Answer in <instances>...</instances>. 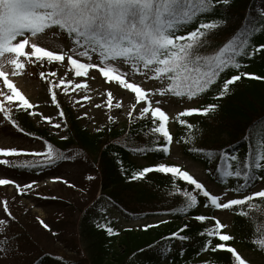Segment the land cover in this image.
<instances>
[{"label":"snow or ice","instance_id":"1","mask_svg":"<svg viewBox=\"0 0 264 264\" xmlns=\"http://www.w3.org/2000/svg\"><path fill=\"white\" fill-rule=\"evenodd\" d=\"M232 2L233 0H0V60L6 61L16 69H23L25 62L21 58L31 63H43L45 60L51 63L63 62L67 57L77 78L88 77L89 70L98 69L107 82H115L134 94L136 102L131 105V110L127 113L128 117L132 118L137 105L143 102L146 106L139 108V118H146L150 115L153 124L150 132L159 134L163 138V143L156 142L155 148L134 147L131 150L139 154L159 151L167 157L173 143V135L167 127L168 114L158 106L161 104L160 100H156L157 106L153 107L149 96L152 90L145 89L139 83L130 80L128 73L122 71L119 64L122 62L130 66L133 72L145 76L149 71L153 72L162 81L166 80V87L156 89L161 96L171 94L175 97H186L188 100L197 98L209 90L226 70L230 68L239 70L244 66L239 58L254 56L264 51V44L252 43L253 33L259 34L264 31V9L258 8L256 9L258 24L250 21L248 27L240 31L239 35L233 34L222 46H218V50L212 54H202L203 50L210 46V41L207 39L210 34L227 26L226 12ZM217 9H221L220 14L213 15ZM248 15L250 16L251 13ZM191 25L195 26L186 31ZM53 28L66 33L70 38V46L67 49L52 51L32 39ZM26 47L30 50L26 51ZM17 74L15 71L12 73V75ZM40 75L45 77L44 72ZM50 75L55 77L56 72L53 71ZM242 75L264 80V77L248 72L232 75L223 81L216 99L225 96L229 92L230 85L239 81ZM0 77H3V85H5L4 89H0V96L5 97L8 102L21 101L22 104L16 105L18 108L31 109L33 107L29 99L9 78L8 73L0 70ZM65 84L72 85L73 80L60 78L59 83L54 84L53 87L58 89ZM86 87L85 81L76 84L74 90ZM63 90L67 92L68 88L65 87ZM51 98L53 102H57L56 91H51ZM83 99L90 98L84 96ZM106 104L109 108L113 105V93L110 90L107 92ZM96 106L100 107V105ZM121 106L120 103L115 105L116 108ZM217 107V104L209 103L200 107L185 108L177 113L178 122L192 129L194 125L183 117L194 114L207 116ZM0 111L5 117L11 119V112L5 110L3 100H0ZM59 115L64 117L65 113L61 110ZM84 115L86 116L87 113ZM43 119L49 123L52 122L51 117L45 116ZM261 122H264V118H261ZM12 123L15 125L16 122L12 120ZM54 127L60 128L61 125L57 123ZM19 130L24 131L23 128ZM257 135L264 136V126L260 128ZM192 139L193 134L190 132L188 140ZM243 139L248 142V150L244 158L234 151L225 149H195L203 153L209 161L217 162L216 170L226 178L222 183L226 184L229 178L236 181V186L231 191L238 194L237 198H224L222 195L213 194L203 182L178 164L169 165L161 162L145 166L134 171L130 178L143 179L151 172L170 174L173 178L186 182L195 190V192L184 191L183 193L186 198L184 205L186 210L198 204V194L202 193L207 201L204 207L211 206L228 210L239 206L241 214L247 216L248 212L243 211L245 205L251 209L254 208L253 201L257 199L264 201V188L252 190L258 181L264 182V175L259 174L264 171V139L254 138L251 126ZM27 155L37 158L36 161L26 159L22 163H13L8 158H2L0 165L30 167L34 163L46 165L70 158L63 152L56 151L51 143L47 144L45 151L0 147V157ZM53 179L62 180L63 178L53 177ZM88 179H93V177H88ZM63 182L68 183L67 180ZM9 184L14 185L17 191L26 193L32 189L35 181L31 184L20 185L15 180L0 178V186ZM3 211L6 218L12 217L7 200L3 202ZM195 219L199 222L209 219L214 221L211 228H205L200 233L201 236L208 237L203 250L211 247L212 238L215 237L220 243L211 247V251L227 250L231 253L235 264H250L235 247L226 243L233 237L221 232L226 225L218 218L200 214L195 216ZM166 222L159 221L157 225L144 224L143 228L147 230ZM4 223L6 219H0V224ZM40 223L45 229L48 228L42 220ZM97 227L104 229L109 235L117 234L107 222L98 223ZM187 227L188 225H184L183 228L171 232L164 239L166 241L189 239L190 237L182 235ZM0 235H2V230H0ZM3 239L11 240L7 236H3ZM256 243L264 250V238ZM7 251V248L0 249V254L6 256ZM164 251L167 252L168 247H165Z\"/></svg>","mask_w":264,"mask_h":264},{"label":"trees","instance_id":"2","mask_svg":"<svg viewBox=\"0 0 264 264\" xmlns=\"http://www.w3.org/2000/svg\"><path fill=\"white\" fill-rule=\"evenodd\" d=\"M256 9H258L256 0H233L226 12L227 26L210 34L207 38L210 46L206 47L202 54H212L218 50V46H222L233 34L239 35L240 31L248 27L250 21L258 24ZM220 12L221 9H217L213 15H219ZM194 26L191 25L186 31ZM53 29L70 40L66 33L57 28ZM252 43L264 44V31L259 34L253 33ZM239 59L244 66L239 70L231 68L226 70L209 90L194 98L197 101L196 107L209 103H215L218 107L207 116L194 114L183 117L194 125L192 129L180 125L176 119L173 122L174 132L170 131L174 140L176 137L184 155L204 168L209 181L217 188L233 194L236 193L231 189L236 186V181L229 178L226 184L222 183L226 178L216 170L217 162L209 161L203 153L195 149H225L234 151L244 158L248 150V142L243 138L248 134L250 126L254 138L264 139V136L257 135L264 126V122H261V118H264V80L242 75L239 81L230 85L229 92L225 96L216 99L223 81L232 75L248 72L264 77V51ZM42 66L47 69L46 64ZM50 87L54 88L52 84ZM61 110L65 113L64 117L60 116V120L66 139L59 142L50 141L64 149L72 147L85 151L94 163H98L101 175L100 193L97 199L82 212L79 222V244L85 258L71 260L42 252L31 261V264H205V262L235 264L231 253L227 250L211 251V247L220 243L218 238L213 237L211 247L203 250L208 237L201 236L200 233L205 228H211L214 223L211 219L199 222L195 216L203 214L212 217L218 209L211 206L204 207L207 201L202 193L198 194V204L186 210L184 207L186 198L183 193L195 192L186 182L173 178L170 174L159 172L148 173L139 180L130 178L134 171L145 166L161 162L174 164L168 162L169 155L165 157L159 151L139 154L131 150L134 147L151 149L155 148L156 142L163 143V138L159 134L150 132L153 127L150 115L146 118H139L138 115L128 126L120 129L108 124L104 129L90 133L70 109L59 104L58 111ZM28 113L29 109L17 107L11 115V123L14 120L18 129L23 128L24 133L35 138L52 139L45 129L33 126ZM167 127L170 130L169 122ZM190 132L193 134L192 140H188ZM122 135L124 137L120 141H113ZM259 174L264 175V171ZM253 204L254 208L251 209L247 205L244 206L243 211L248 212L247 216L241 214L239 206L229 209L230 228L229 230L224 228L221 232L233 237L226 242L228 245L236 249L248 250L264 260V250L256 243L264 238V201L257 199ZM158 216H165L164 221L167 222L159 223V226L147 230H144V224H141L140 229L122 227L119 224L121 220L148 223L151 218ZM105 222L109 223L117 234L109 235L104 229L97 227L98 223ZM184 225L188 227L184 229L182 235L190 237L189 239L184 241L164 239ZM165 247H168L167 252L164 251ZM77 248L79 249L78 246Z\"/></svg>","mask_w":264,"mask_h":264},{"label":"rangeland","instance_id":"3","mask_svg":"<svg viewBox=\"0 0 264 264\" xmlns=\"http://www.w3.org/2000/svg\"><path fill=\"white\" fill-rule=\"evenodd\" d=\"M257 8L264 9V0H256ZM42 47L52 51H61L70 46L69 39L59 34L54 29L46 30L44 34L32 38ZM30 50L26 47V51ZM23 69H16L6 61L0 60V70L8 73L16 87L29 99L33 105L29 109L28 117L35 128H43L52 137L44 139L33 137L21 132L11 120L0 111V147H17L21 149L45 151L47 144L51 143L56 151L63 152L69 159L56 161L53 164L41 165L34 163L30 167H6L0 165V178L15 180L20 185L31 184L35 181L32 189L26 193L17 191L14 185L0 186V219H6V223L0 224V249L7 248V255L0 254V264H31L42 252H48L55 256H61L71 260H83V250L79 244L80 231L79 222L82 212L97 199L100 190L101 175L98 170V163L93 162L90 155L85 151L72 147L67 149L54 144L50 140L59 142L65 134L62 130V122L58 111L59 104L70 109L80 124L88 132L96 133L97 129L102 130L108 124L114 128L127 126L139 115V108L146 106L141 102L137 105V110L133 112V117L129 118L127 113L131 110V105L135 103L134 94L128 89H124L115 82H107L99 73L98 69L89 70V76L83 78L75 77L74 70L71 69L67 57L63 62H40L31 63L25 58ZM35 60V58H32ZM95 60V57L93 58ZM46 64L47 69L42 66ZM122 71L128 73L130 80L139 83L145 89H151L149 93L153 102L160 100V106L169 116L170 131L174 132L173 122L177 119V113L188 107H196V100L181 99L171 94L161 96L156 89L166 87V80L162 81L153 72L141 75L131 70L130 66L119 64ZM46 69V70H45ZM142 69V66H141ZM17 75H12L13 72ZM56 72V76L50 75ZM142 71H144L142 69ZM44 72L45 77L40 73ZM67 73V75H65ZM72 79V85H61L60 88L51 89L50 84H58L59 79ZM86 88L74 90L76 84L85 82ZM67 87L68 91L63 89ZM3 77H0V89H4ZM113 93V105L107 107V92ZM51 91H56L57 102H53ZM11 94V93H9ZM88 96L90 99L84 100ZM4 101L5 110H10L11 115L17 109L16 105L21 101L8 102L5 97L0 96ZM120 103L122 106L116 108ZM96 105H100L97 107ZM35 113V115H33ZM84 113H87L85 116ZM51 117V123L43 117ZM112 117V119H109ZM59 123L60 128L54 127ZM123 136L115 139L120 141ZM223 137V136H222ZM224 138V137H223ZM8 158L13 163H22L23 160L36 161L37 158L27 155L20 157H0ZM168 162L180 165L184 170L190 172L213 193L222 195L224 198H237L224 189L217 188L208 179L204 168L197 162L192 161L184 155L176 137L170 147ZM32 167V169H31ZM53 177H62V180H54ZM93 177V179H88ZM67 180L68 183H64ZM264 183H257L252 190H261ZM7 200L11 218H6L3 211V202ZM169 204V203H167ZM144 210L143 208H139ZM214 216L221 223L226 225V230L230 228L231 215L228 210L218 209ZM39 218V219H38ZM165 216L151 218L149 222H127L119 221L122 227L141 226V224H156L164 221ZM48 225L45 229L40 221ZM212 221V220H211ZM214 223V221H212ZM3 236L10 237L11 240L3 239ZM79 247V249L77 248ZM237 251L247 259L250 264H264V260L255 256L248 250L237 248Z\"/></svg>","mask_w":264,"mask_h":264}]
</instances>
